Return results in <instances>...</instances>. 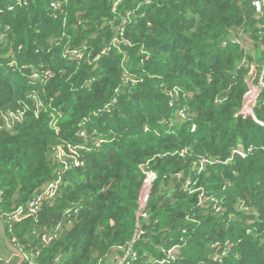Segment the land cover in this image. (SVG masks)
<instances>
[{
	"label": "trees",
	"instance_id": "16d2710c",
	"mask_svg": "<svg viewBox=\"0 0 264 264\" xmlns=\"http://www.w3.org/2000/svg\"><path fill=\"white\" fill-rule=\"evenodd\" d=\"M263 25L252 0H0V114H23L0 130V217L60 178L35 217L4 221L22 264H117L138 221L123 264H264V89L239 114ZM80 130L91 150L63 173L55 149Z\"/></svg>",
	"mask_w": 264,
	"mask_h": 264
},
{
	"label": "built area",
	"instance_id": "2783aa9c",
	"mask_svg": "<svg viewBox=\"0 0 264 264\" xmlns=\"http://www.w3.org/2000/svg\"><path fill=\"white\" fill-rule=\"evenodd\" d=\"M22 0H16L17 3H20ZM116 5V4H115ZM252 5L255 9L257 19H261L264 17V0H252ZM52 6L56 7L54 4ZM11 9V8H10ZM120 31H122V28H120ZM232 41L235 43H239L240 39L238 37L233 36ZM119 40H114L111 42V46H114L116 43H118ZM109 49V47H108ZM68 55L71 57V59H77L81 60L83 57V54L79 50H74L68 52ZM95 58L94 60H96ZM261 76L257 84L246 93L243 101V106L239 114L246 116H252V109L254 105L256 104L258 97L260 96L261 91L264 89V65L262 67ZM49 76V72L45 71L40 76L37 72H34L29 77L31 80H37L40 79L42 81L46 80V78ZM168 95L170 96V102L169 105L171 106L173 104V99L175 95H177V91L173 90L168 92ZM23 117V114L21 112L12 113V112H6L3 114H0V130H11L13 125L21 121ZM177 117L180 118V120L185 118V114L183 110H179L177 112ZM79 137L82 138L84 145L74 146L71 147L68 144H60L55 149V160L62 165V168L60 169L63 173L69 170H72V168L81 166L83 163L80 160L78 150H84V151H90L91 149L85 147V142L87 141L86 135L84 130H80L78 133ZM101 142V140H99ZM65 148L68 149L65 151ZM241 155L242 157L246 156V152L243 151L242 147H238L235 150L232 151V155ZM212 163L209 159H202L201 166L203 167L204 164ZM140 170L143 174V180L141 182L138 195H137V211L136 215L137 218L145 219L146 218V205L151 189V185L154 182L155 175L147 170L146 166H140ZM59 182L60 178L58 177L57 180L51 181L45 186L41 188V190L38 193H35V195L30 199V201L25 205V207H19L15 211L11 212L10 214L6 215L5 218H1V220L5 222H12V221H21L26 218H32L35 217L38 214V211L40 209V206L43 202H49L53 201L56 196L58 195L59 190ZM142 235L141 226L139 224V221L136 223V231L134 234V237L132 241L128 244V246L124 249V256L117 262V264H123L127 261V259L135 257V254H132L131 248L132 244L138 239V237ZM44 242H47V239L43 238ZM175 253V247L171 248L167 251V255L171 256ZM13 258V255H8L7 257H2L0 255V261L4 262V264H9ZM156 263V262H154ZM164 263V260L159 262ZM29 264H36L32 260H29Z\"/></svg>",
	"mask_w": 264,
	"mask_h": 264
},
{
	"label": "water",
	"instance_id": "95a60500",
	"mask_svg": "<svg viewBox=\"0 0 264 264\" xmlns=\"http://www.w3.org/2000/svg\"><path fill=\"white\" fill-rule=\"evenodd\" d=\"M0 237L3 246L9 251V253L17 258L16 264H22L24 258L23 255L7 240L5 235L4 223L0 218Z\"/></svg>",
	"mask_w": 264,
	"mask_h": 264
},
{
	"label": "crops",
	"instance_id": "0c3cea01",
	"mask_svg": "<svg viewBox=\"0 0 264 264\" xmlns=\"http://www.w3.org/2000/svg\"><path fill=\"white\" fill-rule=\"evenodd\" d=\"M9 254V251L4 247V251H2V253L0 254L3 257H7Z\"/></svg>",
	"mask_w": 264,
	"mask_h": 264
},
{
	"label": "rangeland",
	"instance_id": "374dc122",
	"mask_svg": "<svg viewBox=\"0 0 264 264\" xmlns=\"http://www.w3.org/2000/svg\"><path fill=\"white\" fill-rule=\"evenodd\" d=\"M263 27H264V25H263ZM263 66V65H262ZM241 147V146H240ZM175 247V252L178 250V246H174ZM3 257V256H2ZM23 258L25 259V257H24V255H23Z\"/></svg>",
	"mask_w": 264,
	"mask_h": 264
}]
</instances>
